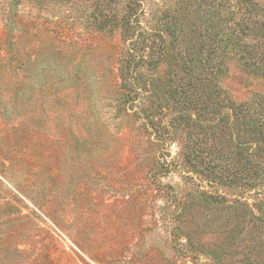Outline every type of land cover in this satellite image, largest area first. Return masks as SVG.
Returning a JSON list of instances; mask_svg holds the SVG:
<instances>
[{"label":"rangeland","instance_id":"374dc122","mask_svg":"<svg viewBox=\"0 0 264 264\" xmlns=\"http://www.w3.org/2000/svg\"><path fill=\"white\" fill-rule=\"evenodd\" d=\"M0 264H264V0H0Z\"/></svg>","mask_w":264,"mask_h":264},{"label":"trees","instance_id":"16d2710c","mask_svg":"<svg viewBox=\"0 0 264 264\" xmlns=\"http://www.w3.org/2000/svg\"><path fill=\"white\" fill-rule=\"evenodd\" d=\"M128 25H129L130 28H132V26H134V25H132L131 22H129ZM246 28H247V27H246ZM248 30L251 31V30H253V29H251V28L248 27ZM143 58H144V56L142 57V55H140L139 53H138L137 55L135 54V59H136L137 61H138V60L142 61ZM196 73L199 74V75L196 76ZM196 73H195V72L193 73V75H195V79L192 80V81H190V84H191L192 86H194V87H196V83H199V84L202 83V84H203V83L205 82L206 79H207V80L209 79L208 77H206V75L202 77L201 74H204L202 71H201L200 73H198V72H196ZM244 124L247 126L248 130L251 131V133L261 135V133H257L258 130L255 129V127H254V125H253L252 122L249 121V122L244 123Z\"/></svg>","mask_w":264,"mask_h":264}]
</instances>
